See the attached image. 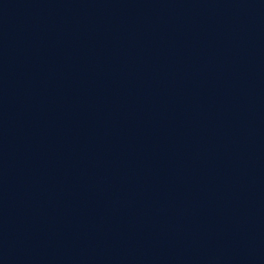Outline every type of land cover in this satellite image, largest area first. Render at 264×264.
Listing matches in <instances>:
<instances>
[{
    "label": "water",
    "instance_id": "obj_1",
    "mask_svg": "<svg viewBox=\"0 0 264 264\" xmlns=\"http://www.w3.org/2000/svg\"><path fill=\"white\" fill-rule=\"evenodd\" d=\"M0 264H264V0H0Z\"/></svg>",
    "mask_w": 264,
    "mask_h": 264
}]
</instances>
